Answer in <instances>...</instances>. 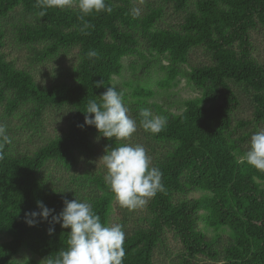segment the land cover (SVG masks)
<instances>
[{
    "label": "trees",
    "instance_id": "obj_1",
    "mask_svg": "<svg viewBox=\"0 0 264 264\" xmlns=\"http://www.w3.org/2000/svg\"><path fill=\"white\" fill-rule=\"evenodd\" d=\"M77 4L41 16L37 0H0V124L11 139L0 160V264H21L15 257L21 249L31 255L22 264H41L66 248L70 228L55 224L49 235V222L30 227L25 213L39 211L37 201L59 213L65 199L75 198L90 202L103 223L111 224L114 206L120 210L123 264H157L156 252L169 251L168 235L179 243L168 264H264V171L244 159L251 135L264 128V59L252 53L253 33L264 30V0H106L111 13L83 19ZM8 44L25 50L32 68L72 50L74 60L42 82L7 57ZM89 50L98 58H89ZM197 51L204 58L193 62ZM125 57L132 91L115 89L165 188L138 217L118 203L104 172L90 167L99 146L105 154L124 142L80 127L88 101L113 87ZM151 70L163 73L160 88L183 77L198 94L174 111L149 103L154 91L140 77ZM242 94L248 120L236 114ZM142 108L166 116L167 127L146 131ZM49 110L68 112L65 127L51 137L44 126ZM24 134L36 142L24 143ZM81 160L86 167L77 177L63 180L53 171H74Z\"/></svg>",
    "mask_w": 264,
    "mask_h": 264
},
{
    "label": "clouds",
    "instance_id": "obj_2",
    "mask_svg": "<svg viewBox=\"0 0 264 264\" xmlns=\"http://www.w3.org/2000/svg\"><path fill=\"white\" fill-rule=\"evenodd\" d=\"M71 4L72 0H37V6L42 9L41 16L47 8H64ZM77 7L82 14L80 19L94 12L112 11L106 0H78ZM132 11L135 16H139V9ZM87 26L86 24L85 27ZM87 56L98 58V52L89 50ZM97 86H102V82ZM99 98V101H88L86 110L83 111L84 124L80 127L94 126L103 137L115 138L116 141L129 139L137 131L138 125L136 119L129 114L123 93L109 87ZM139 116L142 118V127L153 134H158L167 127L168 118L154 115L150 109L142 108ZM10 143L6 126L0 124V160L6 155L4 145ZM244 159L249 165L264 171V128L251 135ZM100 160L107 170L105 183L122 207L142 208L158 192L165 191L163 173L152 165V159L143 145L121 143L117 147L106 149ZM63 204V209L56 213L55 209L47 207L43 201H37L39 211L25 213V223L30 227L38 222H49L52 225L48 229L49 235L54 233L55 224H60L65 229L70 228L66 248L60 250L54 258H46L45 264H123L126 255L123 225L103 223L93 205L86 200L65 199Z\"/></svg>",
    "mask_w": 264,
    "mask_h": 264
},
{
    "label": "rangeland",
    "instance_id": "obj_3",
    "mask_svg": "<svg viewBox=\"0 0 264 264\" xmlns=\"http://www.w3.org/2000/svg\"><path fill=\"white\" fill-rule=\"evenodd\" d=\"M168 20V19H167ZM253 37V44L254 49L252 53L254 56H256L258 59L262 60L264 59V30L263 31H255ZM13 45H6L5 52L7 53V57L10 59H13L18 67L30 69L31 72H33L36 80L47 82L49 81V78L56 72V69H59V67L64 68L65 70H68L71 65H69L72 60H74V50L69 52L70 54L61 59L60 61L56 63H50V64H43V65H35L33 68L26 60V52L25 50L21 49L18 50L16 47H12ZM204 56L200 54V51H197L192 54V61H202ZM123 69L120 75L114 76L112 81V86L114 88H117L121 91H124L128 95L131 93L132 88L128 87L125 83L129 80H134L132 77V70L129 69L128 65L130 64V58H123ZM139 68V67H138ZM139 70V69H137ZM148 75V76H147ZM163 76L162 72H155L153 70L150 71V74H142L140 77V80L142 81H148L149 86L153 89L154 94L152 97L147 98V101L150 103L152 101L159 103L164 108L174 111L177 108H182V101L187 98L194 97L198 94V92L192 88L183 77H179L175 84L169 87L168 89H162L158 86V81ZM139 82H135V84H138ZM250 104L248 102V98L246 95L242 94V102L240 104L239 109L236 111V114L239 117L244 118L245 120H248L250 118ZM68 112L66 110H49L45 114V120H44V126L46 128V136H53L55 133L61 131L65 127L66 118H67ZM22 134V133H21ZM141 134L139 131H136L132 136L124 140V143H129L132 145L140 144L145 147L147 150L148 155L149 154L148 149L145 144L142 142ZM27 136L24 134L22 140L26 144H33V142H36V140H33L31 142L27 141ZM103 149L101 146L98 147L96 150V155L92 159V166H90L92 169L99 170L101 172H104L106 174V168L103 164V162L100 160V158L103 156ZM84 162L81 160L80 164L74 171H64L63 169H54V173L58 177H62L63 180H68L71 177L80 174L83 172L85 168ZM199 192L192 193V196H198ZM117 205V203L115 204ZM145 212V206L142 208H136L131 209L130 213L132 216L138 217L143 215ZM120 215V210L117 209L114 206V209L111 214V224H114L116 222L117 217ZM168 245L167 249L169 250L167 253L165 251L156 252L155 258L157 260V264H168L169 261L173 258L175 255V251L178 249L179 243L172 238L171 235H168ZM16 259L22 264V262L25 259H28L31 257L25 249H21L18 254L15 256ZM41 264H45L44 261H41Z\"/></svg>",
    "mask_w": 264,
    "mask_h": 264
}]
</instances>
